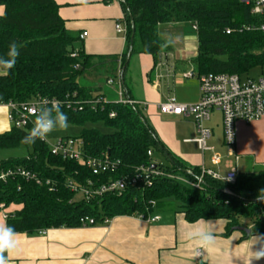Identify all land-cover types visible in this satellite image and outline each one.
Segmentation results:
<instances>
[{
  "label": "trees",
  "instance_id": "16d2710c",
  "mask_svg": "<svg viewBox=\"0 0 264 264\" xmlns=\"http://www.w3.org/2000/svg\"><path fill=\"white\" fill-rule=\"evenodd\" d=\"M107 3L111 0H106ZM127 24V47L122 56L91 55L75 44L81 36L70 32L59 15L55 0H0L4 13L0 16V55L9 44L18 46L19 56L8 75L0 76V103L16 104L36 96L74 103L83 102V108L60 106L68 125L80 128L76 135L83 140V152L91 157L108 155L120 160L117 173L110 176L135 173L139 166L150 165L163 171L152 179V185L129 187L122 194L106 193L92 199L79 198L67 186L69 179L79 185L88 179H97L85 165L51 154L50 146L41 140L25 144L23 137L32 124L0 133V151L26 147L22 156L0 157V172L24 168L39 176L41 184L16 175L0 179V211L10 205L18 206L8 213L6 225L16 233L39 235L40 230L55 227L91 226L119 215H149L156 209H172L177 202L187 222L223 219L225 236L237 227L250 228L247 235H264V202L257 199L264 189V169L259 172L238 173L235 182L228 183L210 176L203 178L198 190L175 177L196 180L200 167L187 165L170 153L156 130L149 123L143 105L122 104L102 92L101 84L92 85L85 74L98 71L105 80H120L123 94L134 100L126 77L130 50L132 55L145 53L157 61L164 44L158 34L160 24L190 22L198 36V54L192 60L197 75L206 73L245 74L264 64V31H239L244 23L257 22L250 8L240 0H119ZM135 38L130 49L132 26ZM231 28V33L226 30ZM76 52L77 57H72ZM131 55V56H132ZM77 66H79L77 68ZM116 92V89H115ZM117 94V92H116ZM104 98L92 104L96 98ZM115 116L110 117L111 112ZM101 123L111 132L97 127ZM160 151L167 163L155 161L148 151ZM191 168L192 173H189ZM50 181V186L45 182ZM156 202V207L152 202ZM88 218L86 222L82 219Z\"/></svg>",
  "mask_w": 264,
  "mask_h": 264
},
{
  "label": "crops",
  "instance_id": "0c3cea01",
  "mask_svg": "<svg viewBox=\"0 0 264 264\" xmlns=\"http://www.w3.org/2000/svg\"><path fill=\"white\" fill-rule=\"evenodd\" d=\"M55 1L60 6L59 15L66 21L70 32L77 36L87 32V37L80 38L75 44L76 49L103 56L120 57L125 53L127 38L115 29L125 14L119 0L108 3L106 0ZM4 9L0 6V16ZM158 34L165 51L157 61L150 54L132 55L126 77L133 99L144 103L149 123L150 117L156 115L172 117L179 123L163 122V126L157 123L155 126L158 130L152 125L167 150L179 157L187 167H200L204 163L207 167L219 170L223 176L231 170L227 161L236 165L239 173L262 171L263 121L237 123L235 151L239 159L236 161L229 156L224 144L221 114L216 111L207 123L212 129L208 143L214 152L222 156V162L215 166L211 161L212 152L203 153L196 142L190 141L197 136L196 123L191 116L160 112L158 104L171 95L181 103L194 104L200 100L201 92L197 66L194 68L192 61L198 54L196 28L190 22L160 24ZM189 71H194L196 76L186 77L185 73ZM85 75L95 80L101 74L95 71ZM102 92L114 100L118 99L112 85ZM8 115L9 108L0 105V133L11 129ZM217 128H220L218 133ZM175 135H181L183 140L179 141ZM191 148L197 149L200 155L194 157L188 153L187 149ZM152 154L155 160V152ZM179 205L174 201L172 209H156L153 213L160 217L154 223L136 215H119L108 224L99 222L91 226L55 227L40 235L17 233L18 246L9 257V264H264V259L251 262L255 251L264 245V235L245 238L243 231L237 229L225 236L226 222L223 219L187 222ZM17 208L11 205L1 210L0 225H6L4 213L8 214ZM194 228L212 231L216 237L215 244L198 248L189 242L185 234Z\"/></svg>",
  "mask_w": 264,
  "mask_h": 264
},
{
  "label": "built area",
  "instance_id": "2783aa9c",
  "mask_svg": "<svg viewBox=\"0 0 264 264\" xmlns=\"http://www.w3.org/2000/svg\"><path fill=\"white\" fill-rule=\"evenodd\" d=\"M244 2L249 8L252 16L256 17L257 22L244 23L239 26V31H264V0H240ZM116 32L121 35H125L127 38V24L125 20L119 21L115 26ZM232 29L229 28L226 32L231 33ZM81 38L87 37V32L80 34ZM72 57H77V53L71 54ZM79 66H77L78 68ZM257 75L253 76L250 73L245 74H225V73H206L200 74L199 89L201 92L200 100L197 103H181L177 97L171 95L165 101L158 104V108L161 113L168 115L178 116H191L196 123L197 136L190 141L196 142L201 152H212L211 161L212 164L218 166L222 162V156L218 152H214V148L209 145L208 141L212 135V129L207 125L212 115L216 111L221 114V122L223 127L224 144L228 148L229 156L234 157L237 161L239 156L235 151V145L237 142L236 128L237 123L240 121L252 123L256 121L264 122V64L257 70ZM186 77H194L196 74L194 71L185 73ZM109 85L116 84V92L119 96L117 102L135 103L143 105L144 103L137 102L130 99L123 94L122 84L119 79L117 81L110 79ZM104 98H96L91 103L94 105L99 103ZM52 104H56L58 107L67 105L68 107L74 106L78 110L83 108V102L74 103L73 100L66 99V101H59L57 99H48L45 97L36 96V98L16 104L15 102H8L5 105L9 108L8 118L12 125L22 128L28 124H34L35 116L40 109L51 107ZM115 112H111L110 117L115 116ZM50 146L51 154L62 156L64 159H70L78 164L85 165L92 171L93 175L97 179H88L85 184L79 185L75 180L69 179L67 182L68 188H70L79 198L92 199L106 193H118L122 194L129 187H136L142 184L151 186L152 179L158 177V175H164L163 171L156 169L150 165H143L136 168L135 173L128 175H121L118 178L110 176L106 181H102L101 177L105 174L117 173L120 169V160H112L108 155L91 157L85 155L83 152V140L74 136H66L55 139L52 143L47 140V137L43 140ZM150 157L153 156L151 151H148ZM227 166L231 167V170L223 176L220 171L211 167H207L204 163L200 166L201 173L196 180L192 181L181 176H170L176 179L189 183L194 188L202 190L203 178L207 175L216 180H222L224 182L233 183L238 175V168L232 164L231 161H227ZM189 173L192 170L189 169ZM22 176L27 180H35L39 185L42 183L41 178L35 174L27 171L26 169H8L7 171L0 172V179L6 180L9 176ZM230 178V179H229ZM50 186V181L45 182ZM152 206L156 207V202L151 201ZM2 210L4 204H1ZM8 214L4 213L3 217L6 219ZM150 223H154L159 220V215L153 212L149 215H136ZM88 218L82 219V222H86ZM112 221L111 218L104 220L105 224ZM47 229H42L40 234H46Z\"/></svg>",
  "mask_w": 264,
  "mask_h": 264
},
{
  "label": "clouds",
  "instance_id": "9594fccd",
  "mask_svg": "<svg viewBox=\"0 0 264 264\" xmlns=\"http://www.w3.org/2000/svg\"><path fill=\"white\" fill-rule=\"evenodd\" d=\"M19 56L18 46L11 43L5 54L0 55V76L8 75L17 62ZM68 127V118L56 104L51 107L40 109L35 116L34 124L31 130L23 137L25 144L35 143L36 140L43 141L47 135L57 129H66ZM230 179V178H229ZM257 199L264 202V189H260ZM17 233L7 225H0V264H9V257L17 249ZM186 239L195 244L198 248L211 247L216 242L215 234L210 230L194 228L186 232ZM264 259V245L255 251L253 260Z\"/></svg>",
  "mask_w": 264,
  "mask_h": 264
},
{
  "label": "rangeland",
  "instance_id": "374dc122",
  "mask_svg": "<svg viewBox=\"0 0 264 264\" xmlns=\"http://www.w3.org/2000/svg\"><path fill=\"white\" fill-rule=\"evenodd\" d=\"M192 28V27H191ZM192 30V32H193V29H191ZM191 66H189V68H190ZM193 67L195 68L196 67V64L195 63H193ZM259 68V67H258ZM258 68H256L255 70H253L252 72H251V74L253 75V76H255V75H257V70H258ZM89 77H91V76H89ZM89 77L88 76H86L85 77V80H88V82L90 83V84H92V85H96V83L97 84H101L102 85V87H103V90H106L107 88H108V86H111V85H109L108 83H107V81L105 80V74H101L99 77H97L95 80L93 79V80H90L89 79ZM92 79V78H91ZM193 81V80H192ZM113 87L116 89L117 87H116V84L115 85H113ZM173 93H174V91H173ZM178 93H179V90H178ZM174 94H177L176 92L174 93ZM119 97V96H118ZM160 120V121H159ZM159 121V122H158ZM163 122H166V123H169V124H172V122H175L176 124H179V123H177V120L176 119H174V118H170V117H168V116H160V115H156V116H153V117H150V124H152L153 126H155V125H157V123H161V126H163L164 125V123ZM97 127L98 128H100L103 132H106V133H108V132H111V130L110 129H108V128H106L104 125H102L101 123H97ZM222 127V126H221ZM155 128H156V130H158L157 129V127L155 126ZM165 131H167V130H165ZM220 131V128H217V131H216V133H218ZM80 132V128H78V127H76V126H71V125H68V127L66 128V129H57V130H54L53 132H51V133H49L48 135H47V140L50 142V143H52L55 139H57V138H60V137H66L67 135H76V134H78ZM168 135L170 136V133H168ZM175 137L179 140V141H182L183 140V138H182V136L180 135V136H176L175 135ZM192 149V148H191ZM187 149V151H188V153H191V155H193L194 157H197V156H199L200 155V152H198V150L197 149ZM27 152V149H26V147H20V148H11V149H8V150H2V151H0V157H2V158H8L9 156H13V157H15V156H22L23 154H25ZM209 158V157H208ZM154 159L155 160H159V161H161V160H163V161H165L166 160V157H165V155L163 154V153H161L160 151H156L155 152V157H154ZM165 163H167L166 161H165ZM243 170H245V169H243ZM11 206V205H10Z\"/></svg>",
  "mask_w": 264,
  "mask_h": 264
},
{
  "label": "water",
  "instance_id": "95a60500",
  "mask_svg": "<svg viewBox=\"0 0 264 264\" xmlns=\"http://www.w3.org/2000/svg\"><path fill=\"white\" fill-rule=\"evenodd\" d=\"M131 34H132V36H131V39H130V49H131L132 46H133L134 38H135V35H136V34H135V26H134V25L132 26V33H131ZM131 55H132V51L130 50V52H129V54H128V58H127V62H126V63L129 62V60H130V58H131ZM122 78H123V77H122V74H121V75H120V80H123ZM237 229L246 232L247 235H249L250 232H251V229H250V228L247 229V228H245V227H237Z\"/></svg>",
  "mask_w": 264,
  "mask_h": 264
}]
</instances>
